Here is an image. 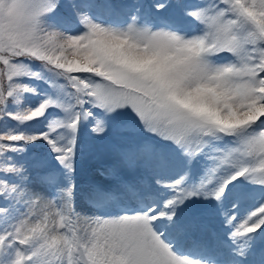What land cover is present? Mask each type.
Listing matches in <instances>:
<instances>
[{
    "label": "snow or ice",
    "instance_id": "6c2138e0",
    "mask_svg": "<svg viewBox=\"0 0 264 264\" xmlns=\"http://www.w3.org/2000/svg\"><path fill=\"white\" fill-rule=\"evenodd\" d=\"M0 264H264V0H0Z\"/></svg>",
    "mask_w": 264,
    "mask_h": 264
},
{
    "label": "rangeland",
    "instance_id": "374dc122",
    "mask_svg": "<svg viewBox=\"0 0 264 264\" xmlns=\"http://www.w3.org/2000/svg\"><path fill=\"white\" fill-rule=\"evenodd\" d=\"M32 83L38 84L41 91L46 90V85L40 82L33 81ZM28 99L35 104L38 97H28ZM106 141H96V148L89 151L82 146L81 155L77 159V178L80 182H84L89 178L103 179L99 176V170L102 169L104 164V157L102 155V146Z\"/></svg>",
    "mask_w": 264,
    "mask_h": 264
}]
</instances>
